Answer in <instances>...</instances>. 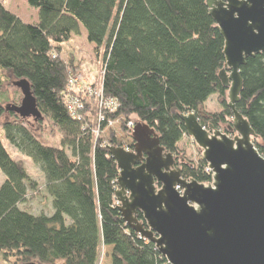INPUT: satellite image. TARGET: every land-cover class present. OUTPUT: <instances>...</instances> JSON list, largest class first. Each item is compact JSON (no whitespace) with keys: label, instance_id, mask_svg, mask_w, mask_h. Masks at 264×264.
<instances>
[{"label":"trees","instance_id":"obj_1","mask_svg":"<svg viewBox=\"0 0 264 264\" xmlns=\"http://www.w3.org/2000/svg\"><path fill=\"white\" fill-rule=\"evenodd\" d=\"M25 1L37 12L36 22L21 21L0 2V77L29 83L39 112L61 140L60 147L43 144L12 112L13 119L1 124L0 256L21 264H97L103 247L109 250L108 264H168L154 244L126 226L115 200L119 169L107 145L69 113L68 77L82 68L65 49L84 31L85 41L102 55L103 94L118 104L109 119H136L154 130L165 152L178 157L179 143L188 137L181 116L195 114L206 129H219L232 118L218 79L224 39L206 0ZM239 75L235 109L249 123L264 158V53L246 59ZM213 95L221 111L200 115ZM3 113L0 106V118ZM1 131L42 173L49 215L20 208L38 185L8 153ZM110 142L116 144L114 134ZM180 161L183 179L211 184L202 154L196 162ZM137 219L145 226L139 212Z\"/></svg>","mask_w":264,"mask_h":264},{"label":"water","instance_id":"obj_2","mask_svg":"<svg viewBox=\"0 0 264 264\" xmlns=\"http://www.w3.org/2000/svg\"><path fill=\"white\" fill-rule=\"evenodd\" d=\"M206 6L224 39L218 79L233 119L227 129L236 135L202 127L193 113L181 116L212 175L211 184L203 185L183 179L176 157L160 146L154 130L136 124L134 152L108 147L119 169L115 200L126 226L154 244L168 264H264V158L249 123L235 109L240 68L264 53V0H206ZM15 86L23 99L6 110L21 120H41L29 83L23 79Z\"/></svg>","mask_w":264,"mask_h":264},{"label":"rangeland","instance_id":"obj_3","mask_svg":"<svg viewBox=\"0 0 264 264\" xmlns=\"http://www.w3.org/2000/svg\"><path fill=\"white\" fill-rule=\"evenodd\" d=\"M0 2H2L10 12L28 23H32L37 20V12L31 9L25 0H0ZM65 52L67 55H71L73 60L78 62V66L80 65L82 68L81 70H77L73 73L75 78L79 77L74 83L73 88H77L80 85L81 91H78L77 94L68 91V94L78 99L80 104L83 103L84 105H87L86 103H88V106L86 107L87 109L85 108L84 111L80 112L76 109L78 116H81L80 121L84 120V122H87L88 126H91V128L93 127V129L100 127L98 131L100 139L104 141L103 144L107 145V147H114V144L110 142L111 134L120 137L123 144L128 145L129 140L126 136V132L121 129V126H117L116 121L118 118L109 119V116L112 114L100 109V105L99 107L98 104L96 105L97 93H95L93 89L98 85L101 68V56H97L95 54L94 46L85 41L82 33L73 37L71 44L66 47ZM18 81L19 80H14L5 76L0 77V106L5 111L0 118V126L5 120L13 119V117L9 115L10 112L7 111L6 108L10 106L18 107L21 104L23 96L20 89L15 86V83ZM89 84L92 86L89 87ZM220 111L221 107L216 95L211 96L207 102L199 108L200 115L214 114ZM83 114L88 115V119H83ZM99 115L105 116L104 121L100 124L98 119ZM17 118L21 120L19 117ZM232 120V118H229L226 124L221 125L219 129L216 130L230 138H233L236 135L234 132H230V134L225 133L226 128L231 125ZM130 121H133L135 126L138 124L136 119ZM22 122L43 144L51 147H60L61 135L56 126L48 118L42 117L40 121H34V119L30 117L22 120ZM109 124H112L113 127L110 131L108 129ZM1 140L11 157L24 167L30 178L38 185V191L34 195H30L28 197V201L25 204H22L20 208L25 209L34 215H49L51 213V200L44 190V178L42 173L38 167L34 165L31 159L19 153L7 142L2 131ZM192 142L193 141L189 137H184L179 143V153H183L181 156L182 159L196 162L197 157L201 153L198 147ZM178 156H180V154ZM176 160L178 163V157H176ZM4 181L5 176L2 172H0V186L4 183ZM108 262L109 250L102 247L97 264H108ZM0 264L21 263H17V261L12 258L9 261H4L0 256Z\"/></svg>","mask_w":264,"mask_h":264},{"label":"built area","instance_id":"obj_4","mask_svg":"<svg viewBox=\"0 0 264 264\" xmlns=\"http://www.w3.org/2000/svg\"><path fill=\"white\" fill-rule=\"evenodd\" d=\"M100 56H101V68H100V73H99L98 85L96 88L93 89V91L95 93H97L96 101L98 103L96 102V105L98 104V107L100 105V109H102V110H104L110 114H114L117 111L118 104L114 99L106 98L103 94V88H102V79H103L102 55H100ZM78 78H75L73 73L69 75L68 81H67V86H66V92H67L66 93V102L68 105L69 113L72 116V118L80 121L81 116H78V114L76 113V109L79 110L80 112H82L85 109V105L83 103L80 104V101L78 99H76L75 97H72V96H70V94H68L69 93L68 91L74 92L76 94L78 91H81L80 85L77 88H73V85L77 81ZM91 86L89 84V87H91ZM75 89H76V91H75ZM82 99H84V98H82ZM104 118H105V116H100V115L98 116L99 124L104 121ZM116 122H117V126H121V129H123L122 125L125 126V128H126L125 132H126V136L129 140V142H128V145L123 144V142L121 141V138L115 136L116 137V139H115L116 144H114V147H120L126 152H134V148H133L134 142L132 140L131 134L133 132V128L135 127V123L133 121H124L123 119H120V118H118ZM86 128L90 129V131L94 137V140L100 138L99 132H98L100 127L93 129V127L91 128V126H88V123H86L84 129H86ZM108 129H109V131L111 129H113L112 124L108 125ZM207 172L210 173L208 168H207Z\"/></svg>","mask_w":264,"mask_h":264},{"label":"crops","instance_id":"obj_5","mask_svg":"<svg viewBox=\"0 0 264 264\" xmlns=\"http://www.w3.org/2000/svg\"><path fill=\"white\" fill-rule=\"evenodd\" d=\"M12 13V12H11ZM13 14V13H12ZM18 17V16H17ZM21 21H23V22H25V23H28L27 21H24V20H22L20 17H18ZM33 22H36V21H33ZM32 22V23H33ZM82 33V35H83V37L85 38V32L83 31V32H81Z\"/></svg>","mask_w":264,"mask_h":264}]
</instances>
